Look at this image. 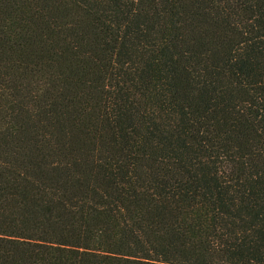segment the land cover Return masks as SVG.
Here are the masks:
<instances>
[{
    "label": "trees",
    "instance_id": "trees-1",
    "mask_svg": "<svg viewBox=\"0 0 264 264\" xmlns=\"http://www.w3.org/2000/svg\"><path fill=\"white\" fill-rule=\"evenodd\" d=\"M0 264H264V0H0Z\"/></svg>",
    "mask_w": 264,
    "mask_h": 264
}]
</instances>
